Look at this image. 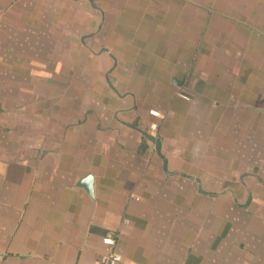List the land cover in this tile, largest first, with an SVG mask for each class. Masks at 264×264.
I'll use <instances>...</instances> for the list:
<instances>
[{
	"label": "crops",
	"instance_id": "0c3cea01",
	"mask_svg": "<svg viewBox=\"0 0 264 264\" xmlns=\"http://www.w3.org/2000/svg\"><path fill=\"white\" fill-rule=\"evenodd\" d=\"M108 234L264 264V0H0V264H103Z\"/></svg>",
	"mask_w": 264,
	"mask_h": 264
},
{
	"label": "built area",
	"instance_id": "2783aa9c",
	"mask_svg": "<svg viewBox=\"0 0 264 264\" xmlns=\"http://www.w3.org/2000/svg\"><path fill=\"white\" fill-rule=\"evenodd\" d=\"M184 97L188 98L186 94H182ZM150 114L155 116H160V112L155 109L150 110ZM151 129L156 130L158 128V124L153 122L150 125ZM103 242L108 245L107 250L104 253H101L99 256L100 262L103 264H121L123 260V256L120 252L113 248L116 243V238L112 234H108L103 238Z\"/></svg>",
	"mask_w": 264,
	"mask_h": 264
},
{
	"label": "water",
	"instance_id": "95a60500",
	"mask_svg": "<svg viewBox=\"0 0 264 264\" xmlns=\"http://www.w3.org/2000/svg\"><path fill=\"white\" fill-rule=\"evenodd\" d=\"M81 184L88 190L90 194L93 193V177L91 175L84 178Z\"/></svg>",
	"mask_w": 264,
	"mask_h": 264
}]
</instances>
